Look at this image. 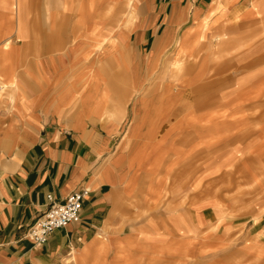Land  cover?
Segmentation results:
<instances>
[{
    "label": "crops",
    "instance_id": "1",
    "mask_svg": "<svg viewBox=\"0 0 264 264\" xmlns=\"http://www.w3.org/2000/svg\"><path fill=\"white\" fill-rule=\"evenodd\" d=\"M256 2L253 6L264 5V1ZM213 6V0H34L32 6L30 0H0V81L5 85L0 93V264H136L144 253L155 264V252L159 256L190 254L186 239L172 244V236L155 232L159 220L155 215L137 222L141 225L134 232H119L110 226L121 223L113 213L128 193L145 192L144 183L152 182L148 197L155 199V175L161 169L164 149L160 143L168 139L161 124L182 114L183 119L170 127L177 131L169 134L175 153H180L186 139L200 146L222 143L220 136L207 137L208 111L216 107L201 104L197 110L194 98L187 103L172 88L157 98L155 94L146 97L141 89L143 93L135 96L142 98L132 109L140 118L120 136L117 132L127 116L122 102L127 101L128 89L117 92L118 108L112 110L109 93L101 87L100 70L75 68L81 41L85 47L104 43L99 57H107L127 40L125 30L117 32L114 27L115 34H107L111 30L105 27L107 22L86 21V16L130 14L136 17L134 31L129 33V39L134 34L135 45L155 49L158 33L164 32V39L173 35V39L182 32L184 47L191 32L200 30L197 20L209 15ZM102 28L107 33L100 36ZM255 52L261 53L241 65L244 74L240 77L254 80L256 70L264 69V49ZM229 63L234 66L227 60L212 72H222L218 69ZM252 67L256 68L251 71ZM193 127L204 128L202 136L191 134ZM254 144L255 140L245 142L241 155L248 154ZM78 189L88 191L80 220L56 229L45 242L35 243L27 230L46 209V195L52 193L56 201H63ZM196 211L201 224V209ZM183 223L182 219L173 222L175 227ZM137 246L142 253L129 263L130 256L122 250ZM260 247L264 254V246Z\"/></svg>",
    "mask_w": 264,
    "mask_h": 264
},
{
    "label": "rangeland",
    "instance_id": "2",
    "mask_svg": "<svg viewBox=\"0 0 264 264\" xmlns=\"http://www.w3.org/2000/svg\"><path fill=\"white\" fill-rule=\"evenodd\" d=\"M33 1L30 0V6ZM255 1L213 0L214 8L209 15L197 20L200 30L191 32L184 47L181 45L182 32L176 33L173 39V35L164 39L165 33H158L160 41L155 40V49L135 45L131 40L134 34L129 39V33L134 31L136 17L130 14L85 17L86 21L107 22L105 27H117V32H126L127 40L107 57H99L104 43L98 47H85L81 41L78 49L80 62L75 68L81 72L92 68L100 70L103 76L101 87L109 93L112 110L118 108L115 103L120 98L117 92L128 89L127 101L122 102L127 116L117 135H126L129 125L139 120V113H134V116L132 109L138 98H142L141 95L135 96L142 92L141 89L148 94L146 97L155 94L157 98L158 94L172 88L173 92H181L182 99L187 103L194 98L197 110L201 104L216 107V110L212 108L208 111L207 137L221 135L218 140H222L224 146L221 141L208 147L207 143L200 146L186 139L179 148L180 153H175L170 143L173 136L169 134L177 131H171L170 127L174 121L183 119L182 114L170 123L161 124V132L168 139L166 144L160 143L164 149H161L163 152L159 159L161 169L155 175L158 184L155 199L148 197V192L153 191L152 182L144 183L145 192L140 195L139 192L134 195L128 193L121 202V208L113 213L119 216L121 223L110 227H117L119 232H134L141 225L137 222L155 215L159 217L155 222V232L172 236V244L183 239L189 241L190 254L184 256L170 252L159 256L155 252V264H264V254L260 253V246H264L263 66L250 68L251 71L261 68L256 70L254 80L240 77L244 74L241 65L257 58L261 52L254 53L255 50L264 49V5L253 6ZM112 29L108 33L103 29L99 35H114ZM227 60H232L234 66L229 63L218 69L222 72H212L217 64ZM205 67L208 68L207 74ZM236 67L240 69L234 71ZM82 83L83 80H80ZM220 106H224L222 110ZM216 122H223L217 131L212 130ZM225 122L227 125H224ZM97 130L103 131L101 128ZM204 130L200 127L189 129L191 134L198 136H202ZM246 140H255L256 144L249 155H241ZM197 208L201 209L204 217L201 224L197 220ZM178 219L184 223L175 227L173 222ZM192 250L199 253L192 255ZM137 251L138 246L122 250L130 256L129 263L135 262L133 258L136 254L142 253ZM139 256L142 260L136 261V264H154L151 255L144 253Z\"/></svg>",
    "mask_w": 264,
    "mask_h": 264
},
{
    "label": "built area",
    "instance_id": "3",
    "mask_svg": "<svg viewBox=\"0 0 264 264\" xmlns=\"http://www.w3.org/2000/svg\"><path fill=\"white\" fill-rule=\"evenodd\" d=\"M87 193L86 189L73 190L63 201H56L52 193H48L46 195L48 205L42 215L28 228V236L35 243H43L56 229L65 227L69 223H77L81 217L82 200Z\"/></svg>",
    "mask_w": 264,
    "mask_h": 264
},
{
    "label": "bare ground",
    "instance_id": "4",
    "mask_svg": "<svg viewBox=\"0 0 264 264\" xmlns=\"http://www.w3.org/2000/svg\"><path fill=\"white\" fill-rule=\"evenodd\" d=\"M1 83H3V82H1ZM3 86L5 87V85H4V83L2 84V89H3ZM1 93V92H0ZM245 120V119H244ZM243 120V122H245ZM249 121V120H248ZM234 123V122H233ZM248 124H249V122H248ZM223 125V124H222ZM224 125H227L226 124V122L224 123ZM235 125V124H234ZM219 126H220V124L219 123H217V126H213V129L212 130H218L219 129ZM242 126H243V123H242ZM244 126H245V124H244ZM228 127V126H227ZM227 127H225V128H227ZM241 127V126H240ZM228 128H230V127H228ZM227 132V131H226ZM222 133V132H221ZM210 134H212V133H210ZM213 135V134H212ZM254 135V134H253ZM221 136V135H220ZM205 137V136H204ZM250 138V137H249ZM248 139V138H247ZM226 141V140H225ZM247 141V140H246Z\"/></svg>",
    "mask_w": 264,
    "mask_h": 264
}]
</instances>
